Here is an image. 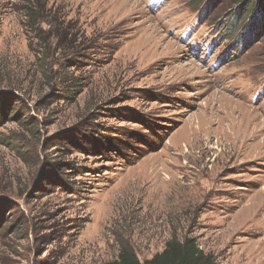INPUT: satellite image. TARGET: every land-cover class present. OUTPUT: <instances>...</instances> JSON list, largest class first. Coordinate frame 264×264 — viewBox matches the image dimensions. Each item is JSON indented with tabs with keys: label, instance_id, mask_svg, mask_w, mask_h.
<instances>
[{
	"label": "rangeland",
	"instance_id": "374dc122",
	"mask_svg": "<svg viewBox=\"0 0 264 264\" xmlns=\"http://www.w3.org/2000/svg\"><path fill=\"white\" fill-rule=\"evenodd\" d=\"M206 1L0 0V264H264V3Z\"/></svg>",
	"mask_w": 264,
	"mask_h": 264
},
{
	"label": "trees",
	"instance_id": "16d2710c",
	"mask_svg": "<svg viewBox=\"0 0 264 264\" xmlns=\"http://www.w3.org/2000/svg\"><path fill=\"white\" fill-rule=\"evenodd\" d=\"M212 1L213 0L210 2ZM237 1L243 5L241 7L239 6L240 10L237 11V15H240L241 11L247 10L250 4L257 0H236V2ZM258 1L259 3H264V0ZM208 2L209 0L206 1V3ZM261 10L263 11L262 8ZM11 103L12 102H10L5 95L0 94V124L9 120L11 115L9 116L8 114L11 111L15 110L16 112L17 109H15ZM100 264H215V262L214 258L210 254L205 253L193 238L186 237L183 240H178L176 238L169 239L160 252L142 261L138 259L129 245L123 244L115 260Z\"/></svg>",
	"mask_w": 264,
	"mask_h": 264
},
{
	"label": "bare ground",
	"instance_id": "6f19581e",
	"mask_svg": "<svg viewBox=\"0 0 264 264\" xmlns=\"http://www.w3.org/2000/svg\"><path fill=\"white\" fill-rule=\"evenodd\" d=\"M190 124H191V123H190ZM190 124H189V125H190ZM262 124H263V123H262ZM263 127H264V126H263ZM198 128H200V127H198ZM189 130H190V129H189ZM193 130H194V129H193ZM238 130H239V129H238ZM238 130H237V131H238ZM191 132H192V131H191ZM192 134H193V133H192Z\"/></svg>",
	"mask_w": 264,
	"mask_h": 264
}]
</instances>
